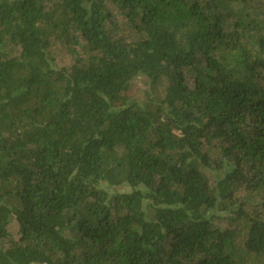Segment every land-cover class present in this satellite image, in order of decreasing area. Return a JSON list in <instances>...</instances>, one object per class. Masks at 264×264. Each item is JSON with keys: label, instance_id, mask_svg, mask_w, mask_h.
I'll use <instances>...</instances> for the list:
<instances>
[{"label": "trees", "instance_id": "1", "mask_svg": "<svg viewBox=\"0 0 264 264\" xmlns=\"http://www.w3.org/2000/svg\"><path fill=\"white\" fill-rule=\"evenodd\" d=\"M0 264H264V0H0Z\"/></svg>", "mask_w": 264, "mask_h": 264}, {"label": "rangeland", "instance_id": "2", "mask_svg": "<svg viewBox=\"0 0 264 264\" xmlns=\"http://www.w3.org/2000/svg\"><path fill=\"white\" fill-rule=\"evenodd\" d=\"M54 55H55V61L58 65H64L67 66L71 62V58L69 56V53L67 50L62 47L61 45H57L54 48ZM165 84V82H163ZM163 84V85H164ZM163 85H159L156 89L157 94H162L163 93ZM149 89V83L147 79L142 76L138 75L134 79H132L131 84H130V92L132 96L136 97L137 99H144L145 98V92ZM17 222L15 220H11L8 229L9 232L17 238Z\"/></svg>", "mask_w": 264, "mask_h": 264}]
</instances>
